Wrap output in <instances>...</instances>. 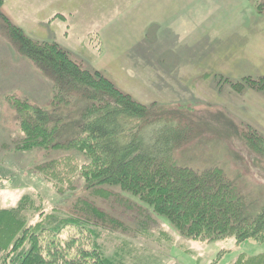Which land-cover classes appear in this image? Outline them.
Segmentation results:
<instances>
[{
    "label": "rangeland",
    "instance_id": "obj_1",
    "mask_svg": "<svg viewBox=\"0 0 264 264\" xmlns=\"http://www.w3.org/2000/svg\"><path fill=\"white\" fill-rule=\"evenodd\" d=\"M263 20L264 0H0V207L29 195L28 224L41 210L85 220L89 230L64 226L53 238L71 258L94 247L121 264H230L240 254H263L264 242L183 235L118 185L87 188L78 168L89 158L75 148L21 147L27 128L15 105L60 118L63 142L79 131L84 99L55 107L52 71L22 55L9 35L13 25L36 43L56 44L153 114L172 116L185 135L171 161L197 175L220 169L252 219L264 206V156L245 135L264 141V92L245 78L264 75L241 74L237 57L247 48L245 28ZM84 200L107 219L90 213L87 220ZM44 238L43 246L51 241Z\"/></svg>",
    "mask_w": 264,
    "mask_h": 264
},
{
    "label": "trees",
    "instance_id": "obj_2",
    "mask_svg": "<svg viewBox=\"0 0 264 264\" xmlns=\"http://www.w3.org/2000/svg\"><path fill=\"white\" fill-rule=\"evenodd\" d=\"M9 35L22 55L52 71L55 107L65 99H84L79 131L63 142L57 141L60 118H52L48 111L34 104L28 103L25 110V104L15 105L20 124L24 130L27 128V143L22 141L21 147L65 145L81 151L89 158L78 168L87 188L98 192L96 188L118 185L138 196L153 208L155 215L164 216L183 235L201 241L231 236L236 242H264V206L254 218L246 217L245 200L220 169L197 175L171 161L185 135L172 116L153 114L99 73L83 69L56 44L36 43L13 25H9ZM245 80L264 92V77ZM51 120L54 125L50 126ZM245 137L250 148L264 156V141L257 135ZM54 164L44 165L41 172H47ZM30 201L31 197L25 195L14 207H0V264H121L97 247L77 252L79 259L75 255L69 257L68 249L64 255L53 238L64 226L77 225L78 229L89 230L86 221L44 214L41 210L40 219L28 224L26 212ZM84 201L82 212L88 214L87 220L90 213L107 219L105 213ZM45 234L51 241L43 246ZM64 256L69 259L59 261ZM230 264H264V253L240 254Z\"/></svg>",
    "mask_w": 264,
    "mask_h": 264
},
{
    "label": "crops",
    "instance_id": "obj_3",
    "mask_svg": "<svg viewBox=\"0 0 264 264\" xmlns=\"http://www.w3.org/2000/svg\"><path fill=\"white\" fill-rule=\"evenodd\" d=\"M245 29L246 34L241 41L246 42L245 37H248L247 48L241 57H237L243 62L242 68L246 71L240 69L241 74L264 75V20L259 25H250Z\"/></svg>",
    "mask_w": 264,
    "mask_h": 264
}]
</instances>
